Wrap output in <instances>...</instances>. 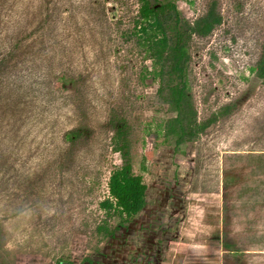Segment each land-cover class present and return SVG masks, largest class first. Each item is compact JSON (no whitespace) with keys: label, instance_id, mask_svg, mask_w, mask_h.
Listing matches in <instances>:
<instances>
[{"label":"rangeland","instance_id":"1","mask_svg":"<svg viewBox=\"0 0 264 264\" xmlns=\"http://www.w3.org/2000/svg\"><path fill=\"white\" fill-rule=\"evenodd\" d=\"M175 2L187 21L213 2L222 18L190 43L197 121L232 109L177 148L154 134L172 114L142 78L135 0H0V264H264V0ZM111 111L128 121L146 205L101 238L121 164Z\"/></svg>","mask_w":264,"mask_h":264},{"label":"trees","instance_id":"2","mask_svg":"<svg viewBox=\"0 0 264 264\" xmlns=\"http://www.w3.org/2000/svg\"><path fill=\"white\" fill-rule=\"evenodd\" d=\"M135 1L138 9L130 37L134 38L142 60L151 63L149 68L142 67V78L157 81L158 103L172 114L156 125L154 134L160 138V144L172 141L177 148L198 140L219 117L232 110L231 106H225L198 122L187 80L190 43L193 38L210 36L221 25L222 18L215 2L203 15L190 22L182 17L175 0ZM252 72L264 84V47ZM109 125L113 129L110 144L120 156L121 164L111 171L107 182L108 197L99 203L104 219L95 227V232L101 238H113L116 228L132 221L146 205L147 187L142 177L133 172L128 121L111 111ZM82 135L79 128L67 132L64 138L75 143ZM114 218L119 224L111 228L107 222Z\"/></svg>","mask_w":264,"mask_h":264},{"label":"water","instance_id":"3","mask_svg":"<svg viewBox=\"0 0 264 264\" xmlns=\"http://www.w3.org/2000/svg\"><path fill=\"white\" fill-rule=\"evenodd\" d=\"M61 264H69V263H61Z\"/></svg>","mask_w":264,"mask_h":264}]
</instances>
